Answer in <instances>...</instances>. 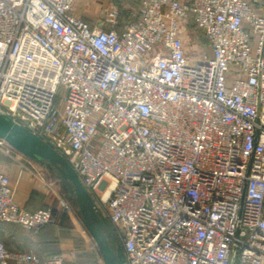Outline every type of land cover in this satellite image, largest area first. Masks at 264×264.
Here are the masks:
<instances>
[{
	"label": "built area",
	"instance_id": "1",
	"mask_svg": "<svg viewBox=\"0 0 264 264\" xmlns=\"http://www.w3.org/2000/svg\"><path fill=\"white\" fill-rule=\"evenodd\" d=\"M77 1L0 0V112L66 158L124 264H264V0H141L120 29L111 0L95 24ZM14 192L0 168V222L55 221ZM0 264L65 261L0 239Z\"/></svg>",
	"mask_w": 264,
	"mask_h": 264
},
{
	"label": "crops",
	"instance_id": "2",
	"mask_svg": "<svg viewBox=\"0 0 264 264\" xmlns=\"http://www.w3.org/2000/svg\"><path fill=\"white\" fill-rule=\"evenodd\" d=\"M0 168L9 175L14 183L13 198L18 204L31 211L46 205L52 206L53 209L54 222L46 223L36 231L27 230L26 251H32L39 255L60 251L64 255L65 264L76 262L88 264L87 258L84 259L88 254L86 227L79 214L75 216L60 208L59 200L64 197L61 196V193L69 199L70 197L57 171L45 162L27 157L16 150L6 152L2 147H0ZM41 169L48 170L57 178L60 190H56L54 181L47 180V176L42 173ZM105 232L112 244L116 245L117 239L108 222ZM83 242L86 243L85 247L82 245Z\"/></svg>",
	"mask_w": 264,
	"mask_h": 264
},
{
	"label": "water",
	"instance_id": "3",
	"mask_svg": "<svg viewBox=\"0 0 264 264\" xmlns=\"http://www.w3.org/2000/svg\"><path fill=\"white\" fill-rule=\"evenodd\" d=\"M0 138L23 155L45 162L57 171L68 196L97 245L105 264H124L125 257L121 244L113 245L106 234V222L96 210L94 201L79 176L54 147L9 115L0 112ZM233 264V261H232Z\"/></svg>",
	"mask_w": 264,
	"mask_h": 264
},
{
	"label": "rangeland",
	"instance_id": "4",
	"mask_svg": "<svg viewBox=\"0 0 264 264\" xmlns=\"http://www.w3.org/2000/svg\"><path fill=\"white\" fill-rule=\"evenodd\" d=\"M141 0H111L112 3L116 4L124 13L131 9H134L139 6ZM102 2L101 0H78L75 4L74 13L88 21L91 24H95L98 21L103 19L104 13L102 11ZM183 30L186 33V38L189 41H192L196 44V47L199 51H208L205 47L204 35L202 32L196 28L192 18H188L184 24H182ZM42 173H44L47 177V180L54 181V185L56 186V190H60L59 181L53 174H51L48 170L41 169ZM64 196L68 200L71 201L67 196L61 193V196ZM72 202V201H71ZM107 223V219H105ZM30 231V230H29ZM27 229L18 224L13 223H0V239L5 242V244L14 250H25L28 239ZM86 239H87V255L84 257L87 258L88 263L96 262L101 257L99 249L95 242L93 241L91 235L86 229ZM92 243V244H91ZM84 247L86 245L85 242L82 244ZM90 245L92 248L90 249ZM92 251V252H91ZM85 255V254H84ZM82 255V256H84ZM74 264H79L78 262Z\"/></svg>",
	"mask_w": 264,
	"mask_h": 264
},
{
	"label": "trees",
	"instance_id": "5",
	"mask_svg": "<svg viewBox=\"0 0 264 264\" xmlns=\"http://www.w3.org/2000/svg\"><path fill=\"white\" fill-rule=\"evenodd\" d=\"M119 9H120V8H119ZM128 15H129L128 11H126V13H124V12L120 9V13H119V17H118V24H117V28H118V29H120V28L122 27L123 23L128 19ZM189 18H192V20H193L194 25L196 26V28H198V29L202 32V34L204 35L205 47H206V49L209 50V46H208V38H207L206 34L204 33V31H203L201 28H199V27L196 25V23H195V21H194V19H193L192 16H190ZM46 206H48V205H46ZM46 206H44V207H46ZM105 222H106V221H105ZM107 222H108V221H107ZM109 224H110V223H109ZM57 253H60V254L63 255V253L60 252V251H57ZM63 258H64V255H63ZM64 261H65V258H64ZM92 263H94V262H92ZM92 263H88V264H92Z\"/></svg>",
	"mask_w": 264,
	"mask_h": 264
},
{
	"label": "bare ground",
	"instance_id": "6",
	"mask_svg": "<svg viewBox=\"0 0 264 264\" xmlns=\"http://www.w3.org/2000/svg\"><path fill=\"white\" fill-rule=\"evenodd\" d=\"M107 194H108V191L104 192V196H107Z\"/></svg>",
	"mask_w": 264,
	"mask_h": 264
}]
</instances>
